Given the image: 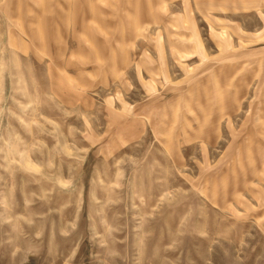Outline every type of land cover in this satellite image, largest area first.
<instances>
[{"label":"rangeland","instance_id":"rangeland-1","mask_svg":"<svg viewBox=\"0 0 264 264\" xmlns=\"http://www.w3.org/2000/svg\"><path fill=\"white\" fill-rule=\"evenodd\" d=\"M0 264H264V0H0Z\"/></svg>","mask_w":264,"mask_h":264}]
</instances>
